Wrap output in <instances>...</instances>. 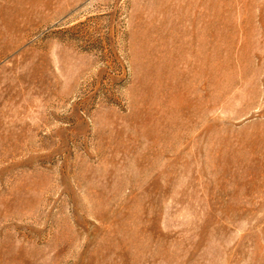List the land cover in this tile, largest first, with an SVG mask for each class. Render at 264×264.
Here are the masks:
<instances>
[{
    "label": "rangeland",
    "instance_id": "1",
    "mask_svg": "<svg viewBox=\"0 0 264 264\" xmlns=\"http://www.w3.org/2000/svg\"><path fill=\"white\" fill-rule=\"evenodd\" d=\"M0 264H264V0H0Z\"/></svg>",
    "mask_w": 264,
    "mask_h": 264
}]
</instances>
